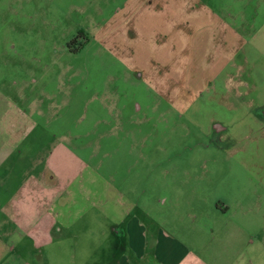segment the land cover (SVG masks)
I'll use <instances>...</instances> for the list:
<instances>
[{
	"label": "rangeland",
	"instance_id": "rangeland-1",
	"mask_svg": "<svg viewBox=\"0 0 264 264\" xmlns=\"http://www.w3.org/2000/svg\"><path fill=\"white\" fill-rule=\"evenodd\" d=\"M104 181L264 264V0H0V264H58L20 226Z\"/></svg>",
	"mask_w": 264,
	"mask_h": 264
},
{
	"label": "crops",
	"instance_id": "crops-1",
	"mask_svg": "<svg viewBox=\"0 0 264 264\" xmlns=\"http://www.w3.org/2000/svg\"><path fill=\"white\" fill-rule=\"evenodd\" d=\"M102 183L76 189L73 201L58 209V223L50 209H41L20 226L23 233L34 245L56 241L58 264H214L173 234L172 219L150 213L139 198L131 210L122 198L125 192ZM227 206L220 200L213 209Z\"/></svg>",
	"mask_w": 264,
	"mask_h": 264
},
{
	"label": "flooded vegetation",
	"instance_id": "flooded-vegetation-1",
	"mask_svg": "<svg viewBox=\"0 0 264 264\" xmlns=\"http://www.w3.org/2000/svg\"><path fill=\"white\" fill-rule=\"evenodd\" d=\"M214 126H215V125H214ZM214 128L217 129L216 126H215Z\"/></svg>",
	"mask_w": 264,
	"mask_h": 264
},
{
	"label": "water",
	"instance_id": "water-1",
	"mask_svg": "<svg viewBox=\"0 0 264 264\" xmlns=\"http://www.w3.org/2000/svg\"><path fill=\"white\" fill-rule=\"evenodd\" d=\"M215 127V126H214Z\"/></svg>",
	"mask_w": 264,
	"mask_h": 264
}]
</instances>
